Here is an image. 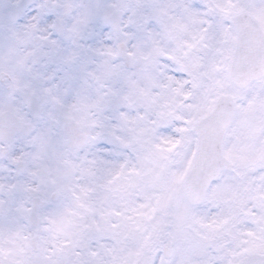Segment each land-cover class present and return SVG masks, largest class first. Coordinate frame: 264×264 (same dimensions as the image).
I'll list each match as a JSON object with an SVG mask.
<instances>
[{"label":"snow or ice","instance_id":"6c2138e0","mask_svg":"<svg viewBox=\"0 0 264 264\" xmlns=\"http://www.w3.org/2000/svg\"><path fill=\"white\" fill-rule=\"evenodd\" d=\"M0 264H264V0H0Z\"/></svg>","mask_w":264,"mask_h":264}]
</instances>
